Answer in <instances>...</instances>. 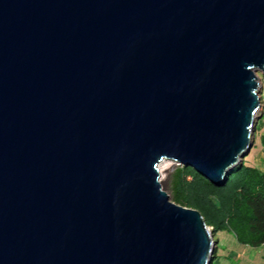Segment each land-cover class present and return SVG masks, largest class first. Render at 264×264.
<instances>
[{
    "label": "water",
    "instance_id": "obj_1",
    "mask_svg": "<svg viewBox=\"0 0 264 264\" xmlns=\"http://www.w3.org/2000/svg\"><path fill=\"white\" fill-rule=\"evenodd\" d=\"M264 0H0V264H211L159 181L254 145Z\"/></svg>",
    "mask_w": 264,
    "mask_h": 264
},
{
    "label": "trees",
    "instance_id": "obj_2",
    "mask_svg": "<svg viewBox=\"0 0 264 264\" xmlns=\"http://www.w3.org/2000/svg\"><path fill=\"white\" fill-rule=\"evenodd\" d=\"M171 192L174 203L199 211L214 235L227 231L241 245L264 247V171L258 167L243 160L223 185L214 186L195 169L179 165ZM216 258L214 245L212 261Z\"/></svg>",
    "mask_w": 264,
    "mask_h": 264
},
{
    "label": "rangeland",
    "instance_id": "obj_3",
    "mask_svg": "<svg viewBox=\"0 0 264 264\" xmlns=\"http://www.w3.org/2000/svg\"><path fill=\"white\" fill-rule=\"evenodd\" d=\"M258 76L262 89V93L260 94L259 98L260 107L257 114L259 117V122L257 125V131H255L254 145L250 152L245 155L243 160H246V163H249L264 171V75L258 73ZM166 163H169L167 164L168 166L174 163V166L170 170L168 177L161 182V186L173 202L171 192V178L175 168L179 165L173 161H166ZM214 242H217V244H214L215 246L217 245V258L215 261H213L214 263L212 262L213 264H264V250L262 248L253 249L249 247L246 256L240 261L230 258L229 256L232 250H242L244 248L243 245L237 242L232 233L227 231H219L216 233V235H214Z\"/></svg>",
    "mask_w": 264,
    "mask_h": 264
},
{
    "label": "bare ground",
    "instance_id": "obj_4",
    "mask_svg": "<svg viewBox=\"0 0 264 264\" xmlns=\"http://www.w3.org/2000/svg\"><path fill=\"white\" fill-rule=\"evenodd\" d=\"M169 163H166V162H163L161 165H160V169H159V175H160V178H159V181L160 183L162 181H164L167 177H168V174L170 173V170L173 168L174 166V163L170 164L169 166L167 165ZM161 179V180H160ZM210 229V228H209Z\"/></svg>",
    "mask_w": 264,
    "mask_h": 264
},
{
    "label": "crops",
    "instance_id": "obj_5",
    "mask_svg": "<svg viewBox=\"0 0 264 264\" xmlns=\"http://www.w3.org/2000/svg\"><path fill=\"white\" fill-rule=\"evenodd\" d=\"M244 246V245H243ZM249 249L248 246H244V248L242 250L236 249V250H232L230 252V258L232 259H236L238 261H240L242 258H244L246 256L247 250ZM254 249V248H253ZM257 249V248H256ZM264 250V247L262 248ZM237 257V258H236ZM234 262H236L235 260H233ZM237 261V262H238Z\"/></svg>",
    "mask_w": 264,
    "mask_h": 264
},
{
    "label": "clouds",
    "instance_id": "obj_6",
    "mask_svg": "<svg viewBox=\"0 0 264 264\" xmlns=\"http://www.w3.org/2000/svg\"><path fill=\"white\" fill-rule=\"evenodd\" d=\"M208 227V226H207ZM209 228V227H208ZM213 241H214V237H213ZM213 262V261H212ZM212 264V263H211Z\"/></svg>",
    "mask_w": 264,
    "mask_h": 264
}]
</instances>
